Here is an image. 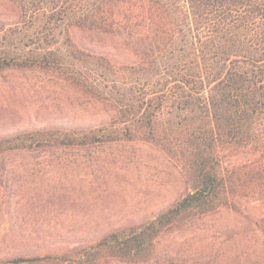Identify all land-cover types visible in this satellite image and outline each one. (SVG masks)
Here are the masks:
<instances>
[{
	"label": "trees",
	"instance_id": "obj_1",
	"mask_svg": "<svg viewBox=\"0 0 264 264\" xmlns=\"http://www.w3.org/2000/svg\"><path fill=\"white\" fill-rule=\"evenodd\" d=\"M8 1L17 14L0 15V71L55 73L115 114L0 134V169L17 151L141 141L176 161L190 189L153 218L72 245L0 246V264L143 261L172 225L264 201V0ZM76 29L121 36L135 59L82 46ZM254 223L264 236V217Z\"/></svg>",
	"mask_w": 264,
	"mask_h": 264
},
{
	"label": "rangeland",
	"instance_id": "obj_2",
	"mask_svg": "<svg viewBox=\"0 0 264 264\" xmlns=\"http://www.w3.org/2000/svg\"><path fill=\"white\" fill-rule=\"evenodd\" d=\"M16 14L11 1L0 0L1 16ZM74 36L117 62L135 59L117 34L76 29ZM114 114L113 106L55 73L0 71V134L55 124L98 126ZM248 158L242 153L231 161ZM189 189L187 172L141 141L8 153L0 169V246L65 247L153 218ZM239 202L243 212L220 209L172 225L149 259L103 264H264V236L254 223L264 217V201Z\"/></svg>",
	"mask_w": 264,
	"mask_h": 264
}]
</instances>
